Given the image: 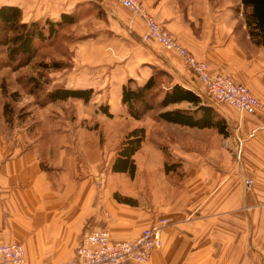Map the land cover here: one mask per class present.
I'll return each mask as SVG.
<instances>
[{"label": "crops", "instance_id": "crops-1", "mask_svg": "<svg viewBox=\"0 0 264 264\" xmlns=\"http://www.w3.org/2000/svg\"><path fill=\"white\" fill-rule=\"evenodd\" d=\"M139 1L211 74L248 88L259 110L250 115L212 105L227 123L228 137L155 118L144 125L133 121L146 133L133 156V177L111 171L117 150L106 168L102 150H73L70 133L57 136L62 146L53 144L52 134L51 145L40 150L21 143L15 148L0 134V243L21 244L26 264H64L74 258L87 226L131 242L157 218L169 217L174 225L163 231L147 264H264V47L249 39L240 0ZM2 6L19 8L25 23L72 18L65 28L75 46L73 60L88 68L80 72L88 81L73 89L93 90L91 100L81 103L99 111L107 106L111 117H99L108 122L129 119L121 105L126 82L142 86L155 71L167 74L170 86L205 100L179 54L143 40L144 21L115 2L0 0ZM170 108L194 109L184 102ZM232 136L242 142L239 160L227 140ZM166 160L180 166L166 173ZM247 179L253 180L249 192Z\"/></svg>", "mask_w": 264, "mask_h": 264}, {"label": "rangeland", "instance_id": "rangeland-1", "mask_svg": "<svg viewBox=\"0 0 264 264\" xmlns=\"http://www.w3.org/2000/svg\"><path fill=\"white\" fill-rule=\"evenodd\" d=\"M212 1L217 4L224 3V0ZM71 40V30L64 26L54 40L37 43L35 58L32 59L31 63L21 68L18 67L21 60L19 63L8 65L7 62L9 61L4 53V48L0 47V134L10 142L13 141L15 148H20L21 143L23 148L35 147L40 150L51 143L52 134L55 136L53 144L57 143V146H62L64 142L57 141V136L70 133L73 150L77 152L86 148L102 150L103 165H106L107 168L110 156L118 149L117 147L125 134L135 128L133 122L135 120L128 115L130 121L128 119L108 122L103 117H99L102 112L96 110L97 108L92 103L84 106L81 101L75 99L43 104L44 94L53 87H64V82L67 79L68 89H73L75 82L88 81L86 76L80 75L81 70L85 69V67L82 68L83 64L73 60L75 50L72 48L75 46H72ZM53 63L57 64L58 67H51ZM73 68L75 70L72 72ZM87 69L84 70V73ZM29 79L38 81L39 89L36 92L32 91ZM158 81L162 87L167 85L170 80L166 76H161ZM205 101L207 105H211L206 99ZM154 114L156 111L136 122L144 125L151 118H154ZM236 136L235 139L233 136L227 139L231 143V151L236 149L238 143V136L237 138ZM190 139L192 140V138ZM205 139V137L200 138L201 142ZM240 144L242 146V143ZM236 159L239 160V157ZM251 181L253 183V180ZM250 189L251 187L245 191L249 192Z\"/></svg>", "mask_w": 264, "mask_h": 264}, {"label": "trees", "instance_id": "trees-1", "mask_svg": "<svg viewBox=\"0 0 264 264\" xmlns=\"http://www.w3.org/2000/svg\"><path fill=\"white\" fill-rule=\"evenodd\" d=\"M243 9V19L247 34L257 47H264V0H240ZM72 22V18L62 16L59 22L45 20L25 23L22 21V11L17 7H0V47L4 48L7 64L19 63L23 67L31 63L36 55V44L54 40L63 27ZM51 67L57 68L53 63ZM157 72V73H156ZM166 76L155 71L142 86L129 79L122 87L121 105L125 107L129 117L140 121L149 113H155L154 118L174 125L195 129H215L222 137H228L229 128L225 120L213 106L202 104V99L178 85H159V77ZM32 91L39 89L38 81L29 79ZM161 87V88H160ZM91 89H66L62 86L53 87L43 97V104L75 99L87 104L92 98ZM188 103L192 110L172 109L173 105ZM100 111L111 117L108 107H100ZM146 137L144 127H136L125 134L121 140L116 157L111 165L114 173H127L133 177L135 172L134 154L141 148ZM179 164H170L166 160L165 172L176 171ZM120 202L134 204L129 198L115 196Z\"/></svg>", "mask_w": 264, "mask_h": 264}, {"label": "built area", "instance_id": "built-area-1", "mask_svg": "<svg viewBox=\"0 0 264 264\" xmlns=\"http://www.w3.org/2000/svg\"><path fill=\"white\" fill-rule=\"evenodd\" d=\"M96 1L98 3L115 2L132 16L141 18L147 26L142 39L154 40L165 50L177 52L187 69L203 86L205 99L211 105H229L243 114L255 115L257 113L260 103L245 86L228 77L211 74L207 65L183 49L176 39L146 12L139 0ZM205 103L204 100L202 104ZM239 146L241 147V144L237 143L236 158L241 152ZM244 186L246 190H249L252 181L245 180ZM173 224V220L169 217L157 218L141 232L136 240L131 242L113 240L106 228L87 226L82 232L74 258L64 264H126L129 262L147 264L152 253L161 247L163 229ZM0 264H26L24 247L18 243H0Z\"/></svg>", "mask_w": 264, "mask_h": 264}]
</instances>
